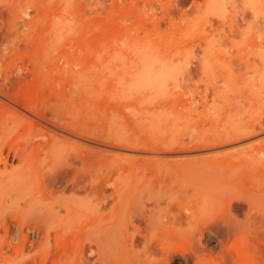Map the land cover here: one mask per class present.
Instances as JSON below:
<instances>
[{"label": "rangeland", "instance_id": "obj_1", "mask_svg": "<svg viewBox=\"0 0 264 264\" xmlns=\"http://www.w3.org/2000/svg\"><path fill=\"white\" fill-rule=\"evenodd\" d=\"M5 82L11 92L70 104L64 117L109 137L189 144L264 126V0H0V86ZM19 129L22 142L41 134ZM87 143L122 155L96 171L110 168L105 195L113 196L103 202L90 187L74 192L68 186L53 201H40L36 181L20 170L28 182L0 186V264H35L33 257L36 264L44 257L45 264H264V130L174 153ZM238 148L245 154L226 160V168L205 163ZM53 149L46 160L40 156L48 160L38 170L45 182L65 172L73 154L63 144ZM134 155L143 156L137 170ZM182 160L189 162L186 171L151 168L154 161ZM198 163L207 168H195ZM19 165L14 159L10 168ZM76 197L72 210L54 214ZM19 210H26L25 221L52 219L48 243L29 226L18 229ZM86 221L107 223L108 233L74 235ZM56 229L72 242L67 257ZM27 233L34 245L16 252Z\"/></svg>", "mask_w": 264, "mask_h": 264}, {"label": "bare ground", "instance_id": "obj_2", "mask_svg": "<svg viewBox=\"0 0 264 264\" xmlns=\"http://www.w3.org/2000/svg\"><path fill=\"white\" fill-rule=\"evenodd\" d=\"M8 85H9L8 82H5L3 87L0 86V96H1L0 97V119H1V122H0V186L2 187L3 185L8 184L10 182L14 183V182L19 181V183L17 182L18 185L20 184V182H28L26 180V177L28 176V178L30 177V180L36 181L37 188L34 191V197L36 199H39L40 201H53L55 197L59 196L58 192H61L63 195L65 191L68 189L67 188L68 186H70L71 189L70 188L69 189L73 190L74 192L81 191V190H83V192L84 191L86 192L87 189H89L88 187H90L91 193L101 198L103 202H105L107 198L113 196V195H110V196L105 195L106 186L108 185V182L110 181L109 179L110 177L108 175V171L110 170V168H108L109 166L106 165V167L108 166L107 168L109 169L107 171V174L101 175L99 173H96V171L98 172L97 168L103 166L105 163L109 164L108 163L109 160L110 161L112 160L111 162L116 164L118 160L121 159L122 155L118 154L117 152V154H114V156L111 157L109 156L110 152L102 150V148L100 149L99 147L97 148L93 147L87 142H95V143L97 142L101 145H105V146L107 145V146H110L111 148L112 147L117 148L118 150L121 149V150H132V151H141V152H147V151L150 152L152 150L153 152H156L154 150H157L161 153L162 152H173L174 153V152L193 151V150H199V149L203 150V149H209L213 147H220V146H224L227 144H232L238 141H242L245 138H249L264 130L263 122L261 121L258 127L249 126V127L239 128V129L236 127L237 129H233V131H229L226 133H220V134H216V135L205 137V138L203 137L204 139L201 141H198V143H189V144H186L184 142H180L176 144L175 142L171 143L169 141H164V140L146 142V141L139 140V139L120 138L118 136L109 137L102 133H98L97 131H95V129H93L94 127L92 128L90 125L85 124L84 122L76 121L74 120V118L73 120H69L66 117H64L63 112L66 109V106L67 105L70 106V104H67L64 108H63V104L59 100L54 104L48 103V102L47 104L45 102L38 101L37 99L29 95H26V94L23 95L16 91L11 92L9 91V88L11 87H8ZM55 94H57L56 97H58V93L56 92ZM46 125H50V127L48 128V126ZM10 126H12L13 128L15 127L17 129L14 134H10L11 133L9 132ZM19 127H22L25 130H35L37 132L39 131L41 133L40 137L38 138L39 136L38 135L37 140L22 142L21 140L23 139L22 137H20ZM73 137L75 138L78 137L79 139H83L85 142L76 140ZM60 144H63L64 147L66 146L71 147L73 154L70 157V159L66 160L63 163L65 172H63L61 175L53 174L51 176H47L48 175L47 174L46 176L47 178L49 177V180H47L46 178V182L49 181V183H46L44 181L43 176H41L42 175L41 171H38V170H40L43 166H45L48 160L46 161V163L45 161H43L42 163L40 156L43 155V153H45L44 156H42L45 158L46 152H48V150L54 151V149L51 150L52 146H58ZM235 150H233V152L230 151V153L224 152V154L222 155L221 153L220 155L218 153L217 156L215 155V156H212L210 159H206L205 163L208 165V167L210 166L217 167V168L221 166L225 167L226 160L230 159L231 161V158L236 159L237 157H240L242 154H245L244 153L245 151L242 148L241 149L238 148L236 151ZM44 158L43 160H46V158L45 159ZM142 158L143 156L141 158H137L134 155L130 159L131 167L137 170L136 168L142 164L141 162H143ZM14 159H18L20 161V165L17 168H14V167L10 168L11 161H13ZM237 160L239 161L240 158H238ZM124 162L125 161H123V163ZM170 163L167 161H157V162L154 161V164L151 165V168L153 171H165V170L167 171H186L187 167H189V162H187V160H182L177 165H172ZM1 164L4 165V168H1ZM126 164L128 165V163ZM200 164L202 165L201 166L202 168L205 167V166L203 167L202 163ZM200 164L198 163V165H196L195 168H200L201 170ZM193 166H195L194 163L192 167ZM124 169L125 168L123 165L121 164L118 165V171H124ZM20 170L27 171L28 172L26 173L27 176H25V174H22ZM62 181H66L67 185L64 186L63 188L61 186L62 189H56L55 185L58 182H62ZM124 182H127V180ZM115 183L116 181H114V185ZM19 188L21 191V187ZM31 197L33 198V196H30V198ZM73 200L74 202H71V203L69 201H67L66 203H63L61 205L62 208L59 206L58 209L53 211L54 214L59 215L61 210L63 209L66 211V213L72 210L75 206H77L79 199H77L76 197V198H73L72 201ZM36 209L34 212L35 214L38 210ZM25 211L26 210L20 211L19 216L17 215V216H14L13 218L15 219V224L18 226V229L23 233L25 227L29 226L31 227L30 230L32 233L38 236H41L44 242L48 243L51 238V232H50V228L47 227L46 223H48V219L50 220L51 218L50 217L47 218L46 222H44L45 218L39 221L30 220V219L29 221L28 220L25 221L26 217L22 219V216H21V215L26 216L27 213ZM40 214L39 215L37 214L38 217L40 216ZM49 216H52V215H49ZM106 225L107 223L105 222L102 223L101 225H97L96 222H89V221L81 222L78 230L74 233V235L78 234L79 232H81L82 234H87V233H91V232L93 233L96 231L103 232V234H105V233H108V229L106 228ZM2 226L8 232L9 225L6 221H3ZM10 226H11V222H10ZM28 233L23 234V240L21 244L17 246H13V249L16 252H21L24 249H26L28 246L34 245L33 242L30 241L31 234H28ZM69 235L71 234L69 233ZM54 236L56 238V241L61 239L59 231L57 229L54 230ZM60 241L61 243L59 245V250L61 251L62 254L66 255L67 257V254H68L67 251L69 247H71L72 242L67 241L64 238L61 239ZM33 259H34V263L36 264V258L33 257ZM47 259L48 257H44L41 264H45V261Z\"/></svg>", "mask_w": 264, "mask_h": 264}]
</instances>
